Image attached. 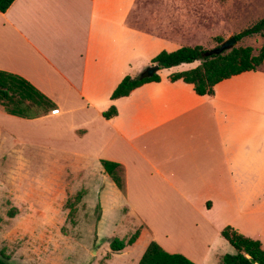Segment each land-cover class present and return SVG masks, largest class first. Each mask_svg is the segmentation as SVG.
<instances>
[{
	"label": "crops",
	"instance_id": "crops-1",
	"mask_svg": "<svg viewBox=\"0 0 264 264\" xmlns=\"http://www.w3.org/2000/svg\"><path fill=\"white\" fill-rule=\"evenodd\" d=\"M167 35L148 30V6L138 0H14L0 13V71L51 104L31 119L0 106V149L18 157L64 153L70 185L80 168L84 196L100 209L95 242L108 244L98 256L103 264H137L149 242L193 264H220V256L234 254L219 235L226 226L264 251V70L199 96L190 84L170 81L189 66L180 64L110 99L123 77L180 47ZM111 106L115 115L104 119ZM100 160L118 165L122 191ZM134 233L130 245L109 249Z\"/></svg>",
	"mask_w": 264,
	"mask_h": 264
},
{
	"label": "rangeland",
	"instance_id": "rangeland-1",
	"mask_svg": "<svg viewBox=\"0 0 264 264\" xmlns=\"http://www.w3.org/2000/svg\"><path fill=\"white\" fill-rule=\"evenodd\" d=\"M141 3L148 6L150 32L168 33L176 38V46L204 50L217 46L216 37L225 40L264 16V0H138ZM262 46L264 31L241 38L234 47H250L255 54ZM198 63L179 67L186 71ZM63 154L56 158L40 151L19 158L0 149V255L7 264H103L100 249L108 244L95 242L99 205L84 196L80 168L77 183L68 184L74 178ZM16 160L24 162L18 165ZM121 259L120 264H126Z\"/></svg>",
	"mask_w": 264,
	"mask_h": 264
},
{
	"label": "trees",
	"instance_id": "trees-1",
	"mask_svg": "<svg viewBox=\"0 0 264 264\" xmlns=\"http://www.w3.org/2000/svg\"><path fill=\"white\" fill-rule=\"evenodd\" d=\"M14 0H0V13H3ZM264 31V16L252 26L245 28L241 32L233 35L235 42L241 38L260 34ZM218 47L223 41L215 38ZM215 47V48H216ZM207 50L200 46H181L174 51H160L150 60V65L157 70L168 69L180 64L199 62L196 67L190 70L181 71L170 75V81L181 80L190 84L196 95L210 96L213 93L215 84L232 76L247 71H256L264 63V46L253 54L250 47H233L217 55L205 56ZM150 66V67H151ZM159 80L156 73L150 77L138 78L125 76L110 94V99L127 96L134 88L147 82H157ZM0 106L3 111L12 116L31 119L40 116L48 111L51 104L34 90L23 79L0 71ZM114 107H109L102 113L104 119H109L115 115ZM103 172L110 178L114 186L123 190L122 174L118 165L104 160H100ZM234 250V254H224L219 257L220 264H264V251L260 248L257 240L243 237L229 226L224 227L220 233ZM136 234L134 233L126 243L122 240L113 239L109 243V249L113 252L120 251L125 245H130ZM250 258L253 263H251ZM0 264H7L4 257L0 255ZM137 264H193L179 254H167L162 251L154 242H149L142 253Z\"/></svg>",
	"mask_w": 264,
	"mask_h": 264
},
{
	"label": "water",
	"instance_id": "water-1",
	"mask_svg": "<svg viewBox=\"0 0 264 264\" xmlns=\"http://www.w3.org/2000/svg\"><path fill=\"white\" fill-rule=\"evenodd\" d=\"M235 43L236 42L233 39V37L230 36L227 39L223 40L218 47L212 48L210 50H207L204 55L205 56H209V55H217V54H220L221 52H223L225 50H229V49L233 48L235 46ZM156 71H157V68L155 66L148 67L142 73H140L138 75V78L150 77ZM248 260L251 263H253V261L250 258H248Z\"/></svg>",
	"mask_w": 264,
	"mask_h": 264
}]
</instances>
